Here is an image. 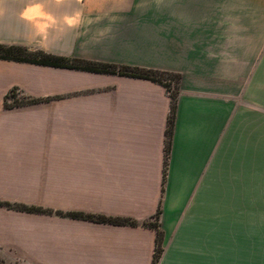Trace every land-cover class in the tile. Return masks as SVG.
Wrapping results in <instances>:
<instances>
[{
  "label": "crops",
  "instance_id": "obj_1",
  "mask_svg": "<svg viewBox=\"0 0 264 264\" xmlns=\"http://www.w3.org/2000/svg\"><path fill=\"white\" fill-rule=\"evenodd\" d=\"M0 43L179 76L167 154L164 83L0 58V264H153L159 209L158 264H264V0H0Z\"/></svg>",
  "mask_w": 264,
  "mask_h": 264
},
{
  "label": "trees",
  "instance_id": "obj_2",
  "mask_svg": "<svg viewBox=\"0 0 264 264\" xmlns=\"http://www.w3.org/2000/svg\"><path fill=\"white\" fill-rule=\"evenodd\" d=\"M0 58L29 61V62L61 66V67L85 69L96 72L117 73L121 75L148 78L164 83L169 91V86L165 82L166 80L164 78H159L162 75H166V74L169 75V73L158 69L143 68L138 66L126 65V64L93 61L78 57H67L63 55L48 53L41 49L34 50L29 46L22 44L0 43ZM17 90H18L17 88L12 89L11 93L6 96L5 98L6 106H9L11 104L20 105L26 102L37 101V99L20 100L18 98ZM169 92L171 93V97H172V109L169 118L168 129H167V154L169 152L170 141L173 134V128L175 125L176 105L179 94V87H176L174 91L172 92L169 91ZM10 97L13 98L12 103L9 102ZM7 205L21 210L45 212V209L36 206H29L25 204H12V203H7ZM71 215L74 217L87 218L99 222H112V223L131 224V225L140 224L139 221L132 218L110 217L101 214H85L79 212H73L71 213ZM160 215H161V209L158 210L154 220H144L142 222L143 225L153 227L157 230V247L153 259V264H158L163 253V231L161 229V224H160Z\"/></svg>",
  "mask_w": 264,
  "mask_h": 264
},
{
  "label": "rangeland",
  "instance_id": "obj_3",
  "mask_svg": "<svg viewBox=\"0 0 264 264\" xmlns=\"http://www.w3.org/2000/svg\"><path fill=\"white\" fill-rule=\"evenodd\" d=\"M169 73L166 74V75H162L160 76L159 78H164L166 81V84L169 86V91H174L176 87H178V79H179V76L176 74V73H173V72H169V71H166ZM43 208V207H41ZM45 209V213L47 214H53V209L52 208H43ZM30 264H33V263H30Z\"/></svg>",
  "mask_w": 264,
  "mask_h": 264
}]
</instances>
